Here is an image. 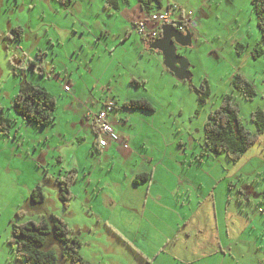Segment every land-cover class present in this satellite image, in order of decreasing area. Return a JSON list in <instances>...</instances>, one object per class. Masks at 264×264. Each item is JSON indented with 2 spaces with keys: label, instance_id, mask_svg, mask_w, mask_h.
<instances>
[{
  "label": "rangeland",
  "instance_id": "obj_1",
  "mask_svg": "<svg viewBox=\"0 0 264 264\" xmlns=\"http://www.w3.org/2000/svg\"><path fill=\"white\" fill-rule=\"evenodd\" d=\"M73 2L98 5L102 16L72 14L69 7L74 3L67 9L57 0H0V107L12 121L9 134L0 133V264H23L8 245L12 224L42 218L51 223V215L67 224L79 243V255L89 264H146L134 251L152 259L151 264H264V130L236 162L224 153L200 157L205 154L204 125L225 94L232 95L242 124L252 133L257 130L251 114L264 112V53L252 55L254 49L264 51V45L251 0H162L164 6L171 5L168 10L144 12L146 18L164 12L172 18L181 12L192 16L191 46L177 51L189 64L188 82L170 73L161 55L155 59L146 45L142 51L121 44L112 57L99 49L98 39L88 37L116 35L120 21L103 17V0ZM17 35L20 42L9 40ZM22 54L33 60L37 54L42 57L43 73L28 59L21 64ZM54 64L59 80L46 77ZM236 74L253 84L252 100L234 89ZM131 79L144 85L136 87ZM204 79L210 96L199 106L190 85L198 88ZM25 83L45 88L56 101L51 125L36 127L12 109V97ZM63 84L69 85V94ZM74 92L82 97L79 101L70 98ZM144 97L153 112L121 107L126 100ZM103 104L114 106L107 119L126 134L129 150L145 160L142 164L184 190L179 198L185 204L177 206L184 212L178 216L185 218L182 222L150 227L128 184L133 168L118 156L107 157L92 148L84 115L98 112ZM75 134L80 139L73 141ZM72 168L77 171L73 198L64 209L55 178ZM37 184L45 200L34 204L29 195ZM214 198L218 206L225 199L229 239L239 242L230 249L223 245L221 255L209 258L202 255L205 248L196 246L195 219L199 211L213 217ZM209 235V241L215 238ZM43 248L55 252L58 264H72L62 257L63 245L52 234Z\"/></svg>",
  "mask_w": 264,
  "mask_h": 264
},
{
  "label": "trees",
  "instance_id": "obj_2",
  "mask_svg": "<svg viewBox=\"0 0 264 264\" xmlns=\"http://www.w3.org/2000/svg\"><path fill=\"white\" fill-rule=\"evenodd\" d=\"M63 7L67 8L74 0H57ZM110 0H105V7H110ZM137 4L141 12L151 13L162 9L163 7L170 8L171 5L164 6L162 0H137ZM252 9L257 18V26L261 32V42L264 45V0H251ZM113 7V6H111ZM15 32H20V29H15ZM160 35V34H159ZM21 35H17L14 40L20 39ZM143 39V38H142ZM238 49V48H237ZM241 49V48H240ZM238 53V52H237ZM263 50H253V57H258L263 54ZM28 64L33 67V64L28 60ZM42 73V70L39 69ZM133 85H140L142 82L132 80ZM234 89L241 93L245 100H252L255 96L253 84L248 82L240 74H236L233 78ZM195 92L199 106L206 103L210 96V89L207 81H201L198 88L190 85ZM123 108L129 110H142L153 112L152 104L146 99H131L122 104ZM56 108V103L43 88L25 83L20 87L18 92L12 97V109L21 117L23 121L32 123L36 127H47L52 124L53 112ZM250 120L256 126V133L247 130L239 117V109L233 103L231 94H225L221 98L220 106L209 114L208 121L204 125L203 145L205 154H221L224 153L227 159L231 162H236L247 149L256 142L258 134L264 130V112L258 110L251 114ZM11 119L5 117L3 109L0 107V133L3 135L9 134L11 127ZM92 129L98 136V127L92 123ZM96 141V140H95ZM97 141L94 143L96 147ZM76 177V170L70 169L64 176L55 178V183L59 188V199L62 202L64 209L68 206L72 194L71 186ZM148 175H140L135 178V181H145ZM29 199L34 204L42 203L45 200L43 190L40 184L34 186L31 190ZM51 223L42 218L37 222L26 221L22 224L11 225V237L8 240L10 249L14 252L16 258L21 260L23 264H58V258L55 252L51 249H44L46 238L52 234L53 238L63 245L62 257L70 258L72 264H89L84 261L78 253L79 243L67 224L55 215H51ZM137 256L145 261L146 264H151L152 259L146 258L138 251H134Z\"/></svg>",
  "mask_w": 264,
  "mask_h": 264
},
{
  "label": "crops",
  "instance_id": "obj_3",
  "mask_svg": "<svg viewBox=\"0 0 264 264\" xmlns=\"http://www.w3.org/2000/svg\"><path fill=\"white\" fill-rule=\"evenodd\" d=\"M97 3H99V2H97ZM102 4H105V0H103ZM109 4H111L110 7L104 6L105 10H103V17L106 14H108L107 17H109V16L112 17L113 18L112 20H115V21L119 20L121 23L120 29L117 30L116 35H95V36L90 35L88 38L90 39L91 37L92 38L96 37V39H98V42H99L98 43L99 49H101L103 51H108L111 54V57L113 56L114 51H117V49L119 48V46H121V44H126V43L130 44V47L134 46V47H136V49L140 48L142 51H146L144 46L146 45L148 47V42L146 40L142 39L139 35H134L135 32L132 31L133 22L135 21V19H137L141 16H144V13L141 12L139 9V6L137 4V0H110ZM111 6H113V7H111ZM69 8H70V13L75 14V15H78L80 12H82V14L84 13V16H86V17H94V14H96L98 17L102 16V14L100 12H98V10H97L99 8V6L98 5L94 6L93 3L76 2V3H74V5H71ZM69 8H67V9H69ZM163 8H165V7H163ZM91 9H93V10H91ZM181 14H183V12H181ZM173 17L175 18L176 16H173ZM179 17H176L175 19H178ZM80 20H81V18H80ZM6 37H8V36L6 35ZM89 39H87V40H89ZM9 40L15 41L12 39V37H10ZM20 40H21V38L16 40V42L17 41L20 42ZM73 40H74V44H76V39H73ZM149 52H150V54L155 56L154 57L155 59L160 58L159 53H155V51L152 52V50H150V49H149ZM22 58L23 59L19 60L21 64H24L23 63L24 59H28L33 64L34 70L35 69H38V70L41 69L42 73H43L44 69L42 67V63L45 62V60L42 57L38 56V54L34 60L25 54H22ZM51 67L52 68L49 69L48 73L46 74V77L47 78L51 77V78H55V79L59 80L61 73L55 68L56 67L55 64ZM132 80H134V79H131L129 81L130 84H132L131 83ZM31 85L39 87L36 84H31ZM64 85L65 84H63V87H64ZM141 85H144V82L140 85H134V86L140 87ZM43 89L45 90V88H43ZM101 91L110 92V90H108V89H102ZM65 93L69 94L70 91L69 92L65 91ZM76 97H77V95L75 92H74V95L70 96V98H73V100H75V101H79L80 100L79 98H82L81 96L79 98H76ZM141 99H146V98L144 97ZM129 100H131V99H129ZM127 101L128 100L124 101L123 103H125ZM55 103H56V101H55ZM83 106H84V104H83ZM121 107L123 108L122 105H121ZM111 108H114V106L112 104H107V105L103 104L99 108L100 109L99 111L106 109L108 112ZM124 109H126V108H124ZM55 110H56V108H55ZM127 110H129V109H127ZM129 111H142V110H129ZM98 112H96V113H98ZM88 113L89 112H86L84 115L85 119H86L85 124L87 125L86 128H89V130H90L89 136L92 140V142H91L92 148L95 150V152L103 153L107 157L118 156L119 161L123 162L124 165L128 164L133 168V172L130 173L129 180L127 179L129 181L128 184L132 186L133 190H135V191H132L131 193H132V195L137 194V198L135 200H138L137 203L141 208L140 214L147 215L146 221L149 222L150 227L156 229V226L161 225L165 222H170V223H174V224H178V223L182 222L185 218L179 219L178 216L184 212L183 211L180 212L177 209V206L180 204L181 205L185 204L184 199L179 198L180 195H183L184 190L177 187L176 183L172 179L167 178V176L164 177L161 174H159L158 170H156L154 167L149 166V164L147 166H145V164L143 165L142 163H144L145 160L141 159L136 152L130 151L129 146H127V148H123L121 146L120 142H111L108 145V147L105 149L100 148L97 144H96L97 146L95 147L94 143L97 141V138L99 139L100 134H98V136H97L94 133V131L92 129V123H94V121L91 117H92V115H95L96 113H89V114ZM69 126H72V125L69 123ZM111 126L114 129V131L120 136V138L127 143L126 134L124 132H122L121 130H119L118 128H116V126H114V124ZM79 139H80L79 134H75V136L72 138L73 141H76ZM127 145H128V143H127ZM59 161H60V159H59ZM72 169H74V168H72ZM144 174L148 175V178L145 181H137V182L135 181V178L137 176L144 175ZM76 175H77V171H76ZM127 198H131L130 195L127 194ZM150 200L154 201L153 203L156 204L155 208H154L153 204L150 203ZM193 202H195V204H198L197 208H199L201 206V203L199 200H193L191 203H193ZM220 203L221 204L218 206L216 204V201L214 198V207H213L214 208V215L212 218L209 215H207V213L202 212V211H199L196 213L197 217L195 219V222L197 224L196 229L198 230L197 237H198V241H199V243L196 246L198 248H205L202 255H205L206 257H209V258H215V257H218L219 255H221L223 245L228 244V247L230 249V247L232 245H235L236 242H239L236 239H229L230 231L228 229L227 216L225 215L226 214V212H225L226 211L225 199L221 198ZM182 208H183V206H182ZM182 208L180 210H182ZM217 210L224 211L225 213L222 215H218ZM261 211H264V210L262 209ZM149 216L152 217L151 221L148 218ZM174 217L176 218V222H173ZM232 231H235V229H232ZM183 234L185 235L186 239H190L191 235L188 236L187 231H185ZM209 234L215 235V238L213 237V239L211 241H209L211 238V235H209ZM186 241L189 242L188 240H186ZM223 241L225 242V244H223ZM164 248H165V246H164ZM162 252H164V251H162ZM176 259H178V258H176ZM184 263L189 264L187 261H185Z\"/></svg>",
  "mask_w": 264,
  "mask_h": 264
},
{
  "label": "built area",
  "instance_id": "obj_4",
  "mask_svg": "<svg viewBox=\"0 0 264 264\" xmlns=\"http://www.w3.org/2000/svg\"><path fill=\"white\" fill-rule=\"evenodd\" d=\"M164 24H170L176 27L179 31L190 30L194 27V20L191 15H180L178 19L172 18L168 12L150 14L148 18L141 16L133 22V29L137 31L139 36L147 41L156 39L160 34V27ZM64 91L69 92V85H64ZM98 127L100 137L98 146L107 148L111 142H120L123 148H127V143L114 131L107 119V110L103 109L92 115L91 117Z\"/></svg>",
  "mask_w": 264,
  "mask_h": 264
},
{
  "label": "water",
  "instance_id": "obj_5",
  "mask_svg": "<svg viewBox=\"0 0 264 264\" xmlns=\"http://www.w3.org/2000/svg\"><path fill=\"white\" fill-rule=\"evenodd\" d=\"M191 46V33L189 30L179 31L170 24L160 27V37L148 42V48L161 55L163 65L178 80L188 82L191 78L188 62L177 54V47Z\"/></svg>",
  "mask_w": 264,
  "mask_h": 264
},
{
  "label": "flooded vegetation",
  "instance_id": "obj_6",
  "mask_svg": "<svg viewBox=\"0 0 264 264\" xmlns=\"http://www.w3.org/2000/svg\"><path fill=\"white\" fill-rule=\"evenodd\" d=\"M189 31H190V30H189ZM159 37H160V35H159L157 38H159ZM157 38H156V39H157ZM179 49H180V47H177V51H178Z\"/></svg>",
  "mask_w": 264,
  "mask_h": 264
}]
</instances>
